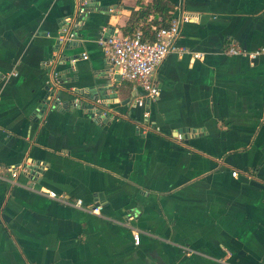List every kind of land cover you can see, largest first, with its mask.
<instances>
[{
  "label": "crops",
  "instance_id": "obj_1",
  "mask_svg": "<svg viewBox=\"0 0 264 264\" xmlns=\"http://www.w3.org/2000/svg\"><path fill=\"white\" fill-rule=\"evenodd\" d=\"M167 1L188 20L155 70L154 130L140 133L142 91L97 39L152 0H91L56 62L62 99L72 88L124 115L101 123L44 106L45 62L76 0H0V264H264V54L225 53L264 47V0Z\"/></svg>",
  "mask_w": 264,
  "mask_h": 264
},
{
  "label": "built area",
  "instance_id": "obj_2",
  "mask_svg": "<svg viewBox=\"0 0 264 264\" xmlns=\"http://www.w3.org/2000/svg\"><path fill=\"white\" fill-rule=\"evenodd\" d=\"M90 3L91 0H76L73 13L64 16L61 20L55 38L54 50L51 57L45 62L49 67V72L44 83V106L46 109H61L65 105L71 110L81 109L89 115L90 119L101 123L117 120L124 115L113 109L104 98H87L72 88L68 89L70 97L67 100L62 99L60 91L64 89L63 82L56 69V62L61 57L62 49L69 42L77 40L78 27ZM187 20V14L183 13L179 16H172L165 26L151 25L150 30L153 34L149 39L143 37L140 27L135 28L130 34L102 30L97 39V44L107 59L109 70L114 72L119 80L129 81L142 91V94L134 99V104L142 108V117L145 119L144 123L138 124L140 133L154 130L148 123V118L150 115L149 105L156 100L159 94L158 85L154 79L155 70L168 53L177 49L176 40L180 37V25ZM225 53L254 59L258 55L264 54V47L248 51L231 42L226 46ZM199 55V53H191L192 57H199ZM81 58L87 59V53L82 52ZM173 139L180 142L183 137L179 133ZM31 166L32 163L26 160L13 165L10 168V183L17 184V176L20 173L30 172ZM236 174V170L231 172L232 176ZM39 191L52 199L64 202L63 196L53 190L40 188ZM73 205L81 208L82 200L76 199ZM98 209L99 205L91 208L95 212ZM132 239L135 244H138L139 234L135 230L132 232Z\"/></svg>",
  "mask_w": 264,
  "mask_h": 264
},
{
  "label": "trees",
  "instance_id": "obj_3",
  "mask_svg": "<svg viewBox=\"0 0 264 264\" xmlns=\"http://www.w3.org/2000/svg\"><path fill=\"white\" fill-rule=\"evenodd\" d=\"M173 10V5L169 3L167 0H152L151 4L140 8L139 10L133 12L130 16L129 21L127 24L123 27V33L122 34H130L132 31V28L135 26L136 18L139 17H146L149 13H153L155 15V18L158 16L159 20H154L156 23H160V26H165L168 24L170 18L172 17L171 12ZM152 31L147 30V28H144L143 31V37L144 38H151L152 37Z\"/></svg>",
  "mask_w": 264,
  "mask_h": 264
}]
</instances>
